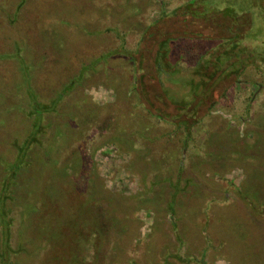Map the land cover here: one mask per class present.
I'll return each instance as SVG.
<instances>
[{"label": "rangeland", "instance_id": "1", "mask_svg": "<svg viewBox=\"0 0 264 264\" xmlns=\"http://www.w3.org/2000/svg\"><path fill=\"white\" fill-rule=\"evenodd\" d=\"M188 1L0 0V187L29 103L53 106L6 198L0 264H264V206L247 201H264V60L230 67L264 51V0L235 46L232 18L205 13L221 0L193 16ZM162 30L199 36L158 65Z\"/></svg>", "mask_w": 264, "mask_h": 264}, {"label": "trees", "instance_id": "2", "mask_svg": "<svg viewBox=\"0 0 264 264\" xmlns=\"http://www.w3.org/2000/svg\"><path fill=\"white\" fill-rule=\"evenodd\" d=\"M196 1L197 0H189L188 1V3L186 4L187 5L186 6V8H187L186 14L193 16L194 10H196V11L200 10V8L194 9L191 7V5H193V6L195 5ZM203 1H207V0H203ZM251 1H252L251 3H245L246 0H225V1L221 0L223 7L221 9H219L218 14H214L213 13L214 11H210L208 9H206L207 12H205V11L204 12L209 17L210 16L213 17L216 15L220 16L222 18V21L224 20V18H232L231 26H233V28H234L233 31L240 34L239 37H236L234 40H231L232 42H234V46H235V44L236 45L239 44L242 37H247V36L250 37V36H253L254 33L257 32V27H256V22H255L256 12H254V10H251V9L256 8L258 6V1L257 0H251ZM241 2H243V5L238 4ZM247 2H250V1H247ZM202 3L203 4H201L199 6L203 10H205L204 7H206V5L204 2H202ZM175 13H176V11H174L171 15L168 14V16L172 17L173 14H175ZM183 14H185V13L183 12ZM162 18L163 17H161V19ZM225 21H227V20H225ZM225 28H228V26L225 25ZM175 31H177V29ZM179 32H181V31H179ZM146 34H148V33H146ZM146 34H145V37L148 36ZM157 34H158V42L156 40V43L158 44L159 47H158L157 54L155 55L154 58L156 59L155 60L156 63L159 62L158 65L163 63V62H160L161 56L163 55L165 48L168 47L169 42H171L172 40H175V39L182 40L184 38H188L189 40L190 39H197V37L199 36V34H196V36L193 37L192 35H188L189 34L188 32H182V34L180 36L174 37V32H166L164 30H162L160 33H157ZM227 42L229 43L230 41H227ZM254 51H259V50H254V49L250 50L248 47L238 48L237 52H235L236 60L230 62V67L235 65V67L233 69H231V70H233L231 72H235V74L237 76L239 74H241V72L243 71V69H245V66L247 65L248 59L249 60L253 59L254 62H256L257 60H259V61L264 60L263 59L264 51L263 52L259 51L258 52L259 56H257V57H254L255 56ZM202 57H203V54L202 55L200 54L198 56L199 59H197V61H199ZM227 57H228L227 59H230V60L232 59L231 56L230 57L227 56ZM227 59H226V61H228ZM133 63L135 64L136 62H133ZM224 71H225V69H224ZM197 72H198V69H197ZM189 82H193V79H192V81H189ZM162 84H163V81L161 82V87H162ZM191 85H192V83H191ZM193 88L198 89V91L203 90L201 86L198 87L197 83L194 84ZM158 90L159 89L157 88V90H155V91H158ZM149 92L150 91L146 90L140 94L139 100H140L141 105L143 107L147 108V111L150 112L151 115L164 119V115H163V113H161L160 108L156 107L152 101L147 100L149 98V94H150ZM36 95L33 94L32 96H36ZM154 96H156V95H154ZM42 105H43V103H41L37 97L35 100H33L29 103V106H33V108L29 109L30 111L28 110L29 114L35 115L36 119L33 122V125L31 126L32 129L29 131L27 138L19 147L17 157H16V161H14L11 164L9 173L5 176V178L1 182V187H0L1 188L0 189V224H1V226H3V230H4L3 235L4 236H7L6 231H7V227H8L6 217H5L6 210H5L4 206H5L6 198L8 196L11 197L10 192L13 191L12 189L15 188L16 184L14 182V178H15L14 176L16 175L17 171H19L20 166H22L24 164V157L28 154V150L31 147H33V145L39 139V135L42 132V128H43V125H42V114L44 113L43 111L48 112V111H50V109L53 108V106H50V105H43V106ZM147 105L149 107H147ZM186 121L187 120L184 119V120H181L180 122L186 123L185 125H188V123ZM184 127L187 128L188 126H184ZM64 169H65V171H67L68 168L65 166ZM186 185H187V183L183 184V187H181V188L184 189L186 187ZM175 189L176 190L174 191V194H176L178 189H180L179 183ZM257 194L259 195L258 192H257ZM244 198H247L246 193H244ZM247 201L250 203V205L252 207L257 202H260V205L264 206V201H262V196H261V201L260 200L259 201L247 200ZM175 233H176V230H175ZM179 240H180V243L183 244V241L181 239H179ZM2 264H6L5 256H4Z\"/></svg>", "mask_w": 264, "mask_h": 264}]
</instances>
